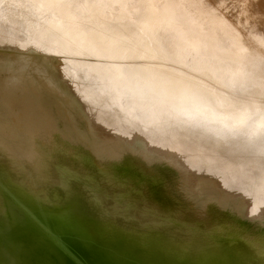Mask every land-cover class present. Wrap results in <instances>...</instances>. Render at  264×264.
<instances>
[{
	"label": "bare ground",
	"instance_id": "obj_1",
	"mask_svg": "<svg viewBox=\"0 0 264 264\" xmlns=\"http://www.w3.org/2000/svg\"><path fill=\"white\" fill-rule=\"evenodd\" d=\"M0 264H264V0H0Z\"/></svg>",
	"mask_w": 264,
	"mask_h": 264
}]
</instances>
